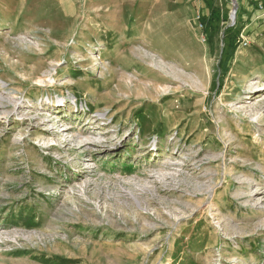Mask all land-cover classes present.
Masks as SVG:
<instances>
[{
    "label": "rangeland",
    "instance_id": "1",
    "mask_svg": "<svg viewBox=\"0 0 264 264\" xmlns=\"http://www.w3.org/2000/svg\"><path fill=\"white\" fill-rule=\"evenodd\" d=\"M257 1L0 0V264H264Z\"/></svg>",
    "mask_w": 264,
    "mask_h": 264
},
{
    "label": "bare ground",
    "instance_id": "2",
    "mask_svg": "<svg viewBox=\"0 0 264 264\" xmlns=\"http://www.w3.org/2000/svg\"><path fill=\"white\" fill-rule=\"evenodd\" d=\"M235 6H236V8H237L238 5L235 4V5H234V9H235ZM234 9H233V11H234ZM15 107H16V108H14V110H15V109H19V108L21 109V106H19L18 104H16ZM8 113H9V112H6L5 115H7ZM74 124H75V123H74ZM66 126H67V125H66ZM67 127H68V126H67ZM67 127L63 129V132H64V131H68V130L70 129V128H67Z\"/></svg>",
    "mask_w": 264,
    "mask_h": 264
},
{
    "label": "built area",
    "instance_id": "3",
    "mask_svg": "<svg viewBox=\"0 0 264 264\" xmlns=\"http://www.w3.org/2000/svg\"><path fill=\"white\" fill-rule=\"evenodd\" d=\"M262 1H263V0H262ZM257 5H258V10L264 12V5H263V3H259V2L257 1Z\"/></svg>",
    "mask_w": 264,
    "mask_h": 264
},
{
    "label": "water",
    "instance_id": "4",
    "mask_svg": "<svg viewBox=\"0 0 264 264\" xmlns=\"http://www.w3.org/2000/svg\"><path fill=\"white\" fill-rule=\"evenodd\" d=\"M236 5H237V1H236ZM238 7V6H237Z\"/></svg>",
    "mask_w": 264,
    "mask_h": 264
}]
</instances>
